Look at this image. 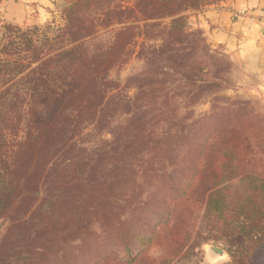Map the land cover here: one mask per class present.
<instances>
[{
  "label": "trees",
  "instance_id": "1",
  "mask_svg": "<svg viewBox=\"0 0 264 264\" xmlns=\"http://www.w3.org/2000/svg\"><path fill=\"white\" fill-rule=\"evenodd\" d=\"M116 1L123 0H65L61 25L0 28L1 41H10L0 52V221L12 241L4 263L57 264L64 244L95 225V242L111 238L117 246L87 264H172L191 236L190 211L202 209L224 227L228 264H264V125L243 110L185 123L167 107L186 90L191 96L208 87L198 66L212 58L197 54L203 40L187 18L223 0H133L104 11ZM99 11L118 28L94 21ZM139 36L152 41L140 82L157 96L127 115L107 73ZM100 115L109 140L83 147L77 131ZM172 117L181 126L160 125ZM164 160L171 163L157 166ZM106 169L119 181L105 178ZM127 170L140 182L167 181L172 194L153 212L154 224L136 219L132 195L142 186Z\"/></svg>",
  "mask_w": 264,
  "mask_h": 264
},
{
  "label": "rangeland",
  "instance_id": "2",
  "mask_svg": "<svg viewBox=\"0 0 264 264\" xmlns=\"http://www.w3.org/2000/svg\"><path fill=\"white\" fill-rule=\"evenodd\" d=\"M65 0H52L43 6L41 9L34 8L27 18L24 25H16L12 22L7 21L3 17V10L0 7V28L3 25H15L22 29L32 28L34 26L42 27L48 23L53 22V25H61L63 21L60 19L59 10L62 7ZM120 5L121 8H126L134 5L133 0H123L116 1L111 4L108 8H105L104 11L116 10L114 7ZM105 12H96L94 14L93 20L100 22L108 19L110 22L109 29L115 30L118 28V25L112 21L111 17L105 16ZM123 18V17H122ZM189 18V14H188ZM187 18V24L190 31L197 35L198 38L202 39V45L207 44V50L201 48L198 49L197 54L200 55V58L206 57L205 51L208 55L211 56L212 60H208L207 67L201 64L198 66L202 68V72L198 75V80H207L209 81L208 87L200 91L198 94H192L189 96L188 91L184 93L186 97L176 98V102L168 104L167 107L175 108L176 111L172 112V115L184 116V122L189 123L190 121H197L201 116H211L218 115L219 117H226L229 113L237 112L240 110L246 111L247 115L256 116L257 122L264 125V98L257 96L252 91L253 82L248 80L244 73H242L240 66L235 64L229 58V55L224 53L220 48L211 46L205 38L202 36L201 32L192 27L189 24V19ZM1 31V29H0ZM2 33H0V52H6L8 50L9 40H2ZM197 40V39H196ZM152 41L147 42L139 36V39L131 47L132 52L126 59L112 67L107 73V80L113 92L119 93L122 95L123 101L117 106L121 108V111L126 112L125 114L133 113L136 106H143L145 102H152L155 98L152 96V92L155 91L150 89V87L145 86V82H140L141 72L144 70V52L145 47ZM8 43V44H7ZM209 50V51H208ZM203 68H206L203 70ZM206 72V76L204 74ZM198 86H204V82L198 81ZM59 87V86H58ZM55 86V91L59 90ZM118 89L119 91H115ZM121 98V100H122ZM162 99V97H160ZM171 101V99H170ZM116 102H113V106ZM158 106V105H156ZM38 108H42L39 106ZM178 109V110H177ZM111 113V111H110ZM112 114V113H111ZM166 116H169L166 114ZM110 116L108 117V119ZM111 119V118H110ZM99 121L91 123H82L80 129L77 131V142L83 147H97L101 144L103 145L104 141L109 140L108 127H106V121L101 118V115L98 118ZM174 125L181 126L179 121L175 122V118L172 117L171 121H161V126H170ZM25 125L24 122L18 132L17 139H23L24 137ZM181 153V149L178 146ZM180 153H177V158L181 156ZM170 155V154H169ZM105 159V158H104ZM103 160V159H102ZM101 160V161H102ZM101 161L99 163H101ZM109 161V160H108ZM170 160H164L161 164L157 166H162L170 164ZM110 162V161H109ZM168 162V163H167ZM164 170L167 166L163 167ZM109 177L113 181L118 182L120 176L113 173L112 170L106 169ZM126 175L131 181H137V184L142 186L138 189L135 188L134 194L132 195V205L140 206L142 200L145 199V204L143 208L134 210L135 213L141 212L138 220L145 221V225L154 224L156 222V212L153 215L155 210H162L164 208V199L169 197L172 193L168 190L166 185L167 181L164 178H150L145 179L143 182L139 181V175L134 171H126ZM125 178V177H124ZM174 181V180H173ZM172 182V181H171ZM126 183V181H125ZM149 183H151L150 186ZM125 186V185H123ZM42 200V195L41 198ZM193 210V209H192ZM190 211L188 215L190 217L189 225L191 230V236L187 240L186 246L184 247V253L176 259L172 260V264H228L229 258L225 252V231H222L224 228L222 225L217 223V220L213 216L204 214L202 209ZM144 212V213H143ZM160 212V211H158ZM145 230V229H143ZM6 223L0 221V249L3 248V251H0V264H5L3 257L8 255V250H10L11 242L7 241L5 237ZM145 230L143 233H146ZM99 228L95 225L90 226L88 229H83L81 237L74 239L72 242L67 241L62 248L64 253L59 254V262L57 264H69L66 258H71L77 264H87L89 261L94 260L100 254L105 252L109 248H116L117 246L111 238H105L102 242H95V235H99ZM95 242L94 244H91ZM90 247H92L90 249ZM208 247H217L224 251V256L222 258H216L209 250ZM66 249V250H65ZM4 250H7L5 252ZM59 252V251H58ZM72 252V256L70 255ZM66 260V261H65ZM73 262V261H72ZM73 264V263H72ZM111 264V263H110Z\"/></svg>",
  "mask_w": 264,
  "mask_h": 264
},
{
  "label": "crops",
  "instance_id": "3",
  "mask_svg": "<svg viewBox=\"0 0 264 264\" xmlns=\"http://www.w3.org/2000/svg\"><path fill=\"white\" fill-rule=\"evenodd\" d=\"M52 0H0L3 17L24 25L34 8ZM189 24L213 47L229 55L252 91L264 98V0H223L189 13Z\"/></svg>",
  "mask_w": 264,
  "mask_h": 264
},
{
  "label": "water",
  "instance_id": "4",
  "mask_svg": "<svg viewBox=\"0 0 264 264\" xmlns=\"http://www.w3.org/2000/svg\"><path fill=\"white\" fill-rule=\"evenodd\" d=\"M208 250L216 257L222 258L224 256V251L217 247H208Z\"/></svg>",
  "mask_w": 264,
  "mask_h": 264
}]
</instances>
